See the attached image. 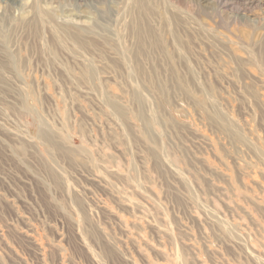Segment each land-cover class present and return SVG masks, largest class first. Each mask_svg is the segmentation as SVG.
Segmentation results:
<instances>
[{
	"label": "rangeland",
	"instance_id": "rangeland-1",
	"mask_svg": "<svg viewBox=\"0 0 264 264\" xmlns=\"http://www.w3.org/2000/svg\"><path fill=\"white\" fill-rule=\"evenodd\" d=\"M129 3L0 2V264H264V0Z\"/></svg>",
	"mask_w": 264,
	"mask_h": 264
},
{
	"label": "bare ground",
	"instance_id": "bare-ground-1",
	"mask_svg": "<svg viewBox=\"0 0 264 264\" xmlns=\"http://www.w3.org/2000/svg\"><path fill=\"white\" fill-rule=\"evenodd\" d=\"M79 1V0H78ZM250 1H253V0H250ZM1 3H5L6 5H8L7 7L9 8L10 6H14L18 3V0H0ZM36 4V3H35ZM35 4L32 3V7L33 9H35V13L33 15H31L29 21L27 22V25L29 26V28H33V26L36 28V30L39 29V25H43V22H45V13L44 11H41L39 10L38 8L36 9L35 7ZM77 4V3H76ZM39 7V6H38ZM146 8L145 7V4H144V0H130V3H129V10H127L125 12V15H127V18H128V23H127V28H131L132 30V34H134L135 36V41L137 42H140L142 43L143 42V39L142 37L144 35H147L148 38L150 37H153L152 35V32L150 29L145 28V30H142L140 29L138 26H140V23L138 18L140 15H142L143 13H145L146 11ZM77 9V8H76ZM127 9V8H126ZM79 11V10H78ZM67 16H72L74 17L75 19H82V18H85L87 19L89 16H87L86 14H84V12H80V13H76V12H68L67 13ZM65 17V16H64ZM71 17V18H72ZM124 17V16H123ZM66 18V17H65ZM69 18V17H68ZM67 19V18H66ZM25 22V23H26ZM87 22V21H86ZM169 23V21H168ZM46 24V23H45ZM121 25V23H120ZM125 25V24H124ZM52 26V25H51ZM126 27V26H125ZM67 29H69V27H54L52 28V34H53V37H52V40L49 39V43H48V46H47V49L50 50L51 48L53 49H57V48H65V45H63L62 43V36L65 37L64 35L67 33ZM44 30V29H43ZM42 30V32H43ZM31 31V30H30ZM78 33V31H77ZM49 34V33H48ZM42 35V34H41ZM47 35V34H46ZM81 35V34H80ZM75 36V35H73ZM76 38V37H75ZM82 38V37H81ZM76 40V43H74V46L75 44L79 47H85V48H90V47H94L95 45H98L97 41L95 39H85L84 41H80V40ZM142 41V42H141ZM43 43V42H42ZM66 43V42H65ZM120 44V43H119ZM3 46V45H2ZM62 46V47H61ZM4 47V46H3ZM71 47V45H70ZM38 49V48H37ZM73 49V48H72ZM39 50V49H38ZM42 50V49H41ZM79 51V50H78ZM0 54H2L4 56V59H6L7 61H14V59H16V56H11L9 55L8 53L5 52L4 49H1L0 48ZM1 56V55H0ZM2 58V57H1ZM125 60V59H124ZM16 61V60H15ZM23 61V60H22ZM14 63V62H13ZM113 108H117L116 106H112ZM115 110V109H114Z\"/></svg>",
	"mask_w": 264,
	"mask_h": 264
}]
</instances>
